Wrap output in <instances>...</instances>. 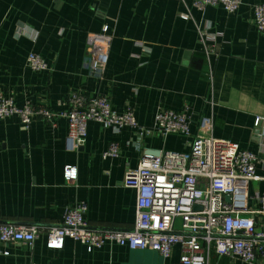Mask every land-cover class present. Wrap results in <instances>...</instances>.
Returning <instances> with one entry per match:
<instances>
[{
	"label": "crops",
	"instance_id": "0c3cea01",
	"mask_svg": "<svg viewBox=\"0 0 264 264\" xmlns=\"http://www.w3.org/2000/svg\"><path fill=\"white\" fill-rule=\"evenodd\" d=\"M243 1L228 14L223 6L199 11L191 0H0L1 93L19 107L53 111L67 110L74 94L104 96L118 113L133 109L139 126L150 130L115 134L90 122L86 144L71 152L64 119L52 128L37 118L29 129L18 116L0 121V224L43 230L31 246L0 241V264H180L179 246L168 260L113 244L89 252L72 239L62 251H52L46 232L78 202L88 205L85 220L91 228L131 229L136 192L123 185L127 170L148 154L190 151L210 126L215 138L258 155L259 180L250 183L249 207L260 208L264 137L254 123L264 117V35L253 6L264 0ZM106 26L109 61L103 75L93 77L86 61L90 42ZM203 30L208 49L201 42ZM30 53L41 55L50 71L33 72ZM165 110L188 111L191 137L164 136L155 129L157 114ZM112 143L120 146V157L105 160ZM68 167L76 169L73 182L65 178ZM210 264L242 263L213 252Z\"/></svg>",
	"mask_w": 264,
	"mask_h": 264
},
{
	"label": "built area",
	"instance_id": "2783aa9c",
	"mask_svg": "<svg viewBox=\"0 0 264 264\" xmlns=\"http://www.w3.org/2000/svg\"><path fill=\"white\" fill-rule=\"evenodd\" d=\"M186 1V0H180ZM199 11L223 6L235 14L243 0H191ZM253 12L258 31L264 35V4H255ZM184 19H188L183 16ZM208 49L209 38L200 32ZM111 36L106 26L102 34L92 37L87 64L93 77H101L109 61ZM28 67L36 73L49 72L48 62L37 53L28 56ZM213 69L208 70L211 78ZM67 110L53 111L27 104L19 107L14 99L0 92V121L18 116L24 128L41 118L52 128L60 119L68 123V149L78 152L87 142L88 125L98 123L120 134L125 128L141 133L134 110L115 111L104 96L86 98L74 94ZM255 128L264 137V117H258ZM155 129L164 136L191 137V117L187 110H165L157 114ZM213 126L202 129L188 152L164 151L156 158L144 157L136 169H128L123 185L136 192V218L129 230L93 229L86 220V202L66 209L63 222L47 230L46 247L62 251L67 239L84 244L89 252L107 244L130 250H150L168 260L176 246L181 249L180 264H210L214 252L221 257L237 259L242 264H256L264 259V192L260 208L249 207V186L257 177V154L240 150L230 141L215 138ZM120 146L112 143L103 154L105 160L120 157ZM68 182L77 179L75 168L65 169ZM230 197V202L226 197ZM43 230L38 226L0 224L2 243L23 242L30 246Z\"/></svg>",
	"mask_w": 264,
	"mask_h": 264
},
{
	"label": "water",
	"instance_id": "95a60500",
	"mask_svg": "<svg viewBox=\"0 0 264 264\" xmlns=\"http://www.w3.org/2000/svg\"><path fill=\"white\" fill-rule=\"evenodd\" d=\"M161 152L157 153V154H148V157H153V158H156L160 155ZM226 201L227 202H230V197H226Z\"/></svg>",
	"mask_w": 264,
	"mask_h": 264
}]
</instances>
